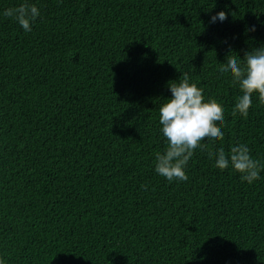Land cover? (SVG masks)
Instances as JSON below:
<instances>
[{
  "label": "trees",
  "instance_id": "16d2710c",
  "mask_svg": "<svg viewBox=\"0 0 264 264\" xmlns=\"http://www.w3.org/2000/svg\"><path fill=\"white\" fill-rule=\"evenodd\" d=\"M29 3L31 32L0 15L7 264H264V171L249 184L208 158L244 143L264 165V102L233 115L242 93L221 72L264 45V0ZM221 10L227 21L209 24ZM184 74L224 109V139L169 182L155 171L159 107Z\"/></svg>",
  "mask_w": 264,
  "mask_h": 264
},
{
  "label": "clouds",
  "instance_id": "9594fccd",
  "mask_svg": "<svg viewBox=\"0 0 264 264\" xmlns=\"http://www.w3.org/2000/svg\"><path fill=\"white\" fill-rule=\"evenodd\" d=\"M0 15L15 19L25 32H31L41 12L35 3L23 0L18 6L4 9ZM227 18L228 12L221 10L210 17L209 24L225 23ZM245 31L255 32L256 26H246ZM222 64L221 72L230 74L242 93L233 106V115L246 117L254 94L264 102V45L246 52L243 58L237 55ZM175 81L168 84L171 96L159 107L160 131L166 138V148L155 158L156 173L169 182L188 180L186 167L195 150L222 141L225 124L222 106L214 99L206 100L203 89L191 82L187 74ZM208 158L220 170L231 168L239 172L241 179L249 184L259 180L264 171V165L252 157L251 149L244 143L231 146L227 153L220 147L209 153ZM0 264H7L4 256H0Z\"/></svg>",
  "mask_w": 264,
  "mask_h": 264
}]
</instances>
